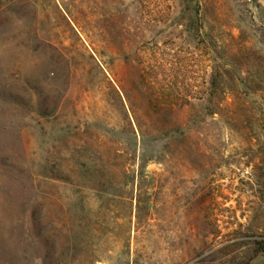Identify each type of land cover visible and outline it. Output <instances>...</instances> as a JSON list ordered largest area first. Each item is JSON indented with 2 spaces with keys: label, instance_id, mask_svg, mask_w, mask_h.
I'll return each mask as SVG.
<instances>
[{
  "label": "rangeland",
  "instance_id": "obj_1",
  "mask_svg": "<svg viewBox=\"0 0 264 264\" xmlns=\"http://www.w3.org/2000/svg\"><path fill=\"white\" fill-rule=\"evenodd\" d=\"M0 264H264V0H0Z\"/></svg>",
  "mask_w": 264,
  "mask_h": 264
},
{
  "label": "trees",
  "instance_id": "obj_2",
  "mask_svg": "<svg viewBox=\"0 0 264 264\" xmlns=\"http://www.w3.org/2000/svg\"><path fill=\"white\" fill-rule=\"evenodd\" d=\"M216 84H215V79L213 78L212 79V81H211V87H210V91L211 90H216V88H214V87H216L215 86ZM149 89V91H153V89L151 88V87H149L148 88ZM220 89V88H219ZM220 91H222V92H225V90L224 89H220ZM153 93V92H152ZM211 96V95H210ZM149 107H151V109H152V111L153 112H155V113H157V114H159L162 110L164 111H168V112H171V106L169 105V106H167L166 107V109L164 108L165 106L164 105H162V104H157L155 101H151L150 103H149ZM183 106L181 105L180 106V108H182ZM46 116H48V115H50V113H44ZM158 128V131H159V133H160V137L163 139V140H165V141H167V144L168 143H170L171 142V140L173 139V137H174V134H175V131H172V130H168L167 129V127L164 125H162L161 127H157ZM142 145H143V154H142V156H141V160L143 161V163L145 164V163H147L148 161H150V160H154L155 158H158L157 157V155H156V153H154V152H151V153H149L148 152V149H147V147H146V143H145V141H146V138L144 137V135L142 134Z\"/></svg>",
  "mask_w": 264,
  "mask_h": 264
}]
</instances>
